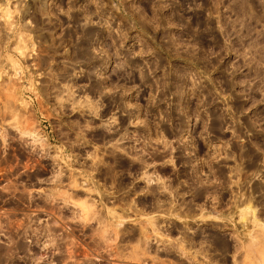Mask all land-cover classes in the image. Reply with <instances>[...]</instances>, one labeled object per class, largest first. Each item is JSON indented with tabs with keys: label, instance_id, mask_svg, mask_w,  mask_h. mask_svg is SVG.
<instances>
[{
	"label": "rangeland",
	"instance_id": "obj_1",
	"mask_svg": "<svg viewBox=\"0 0 264 264\" xmlns=\"http://www.w3.org/2000/svg\"><path fill=\"white\" fill-rule=\"evenodd\" d=\"M263 228L264 0H0V264H262Z\"/></svg>",
	"mask_w": 264,
	"mask_h": 264
},
{
	"label": "bare ground",
	"instance_id": "obj_2",
	"mask_svg": "<svg viewBox=\"0 0 264 264\" xmlns=\"http://www.w3.org/2000/svg\"><path fill=\"white\" fill-rule=\"evenodd\" d=\"M263 229H264V228H263ZM262 260H264V259H261L259 262H263ZM263 263H264V262H263ZM263 263H262V264H263ZM252 264H253V263H252Z\"/></svg>",
	"mask_w": 264,
	"mask_h": 264
}]
</instances>
